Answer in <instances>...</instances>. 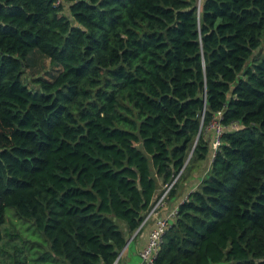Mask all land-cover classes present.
Instances as JSON below:
<instances>
[{
    "label": "trees",
    "instance_id": "16d2710c",
    "mask_svg": "<svg viewBox=\"0 0 264 264\" xmlns=\"http://www.w3.org/2000/svg\"><path fill=\"white\" fill-rule=\"evenodd\" d=\"M199 2L0 0V264H119L209 154L154 264H264V0Z\"/></svg>",
    "mask_w": 264,
    "mask_h": 264
},
{
    "label": "rangeland",
    "instance_id": "374dc122",
    "mask_svg": "<svg viewBox=\"0 0 264 264\" xmlns=\"http://www.w3.org/2000/svg\"><path fill=\"white\" fill-rule=\"evenodd\" d=\"M216 123V122H215ZM214 123V126H210L209 129L207 130V135L210 137H213L212 139H215L218 135V133H220V130L217 128L216 124ZM216 140V139H215ZM214 140V142H215ZM213 142V140H211L210 138V142ZM214 142L212 143V146L215 145ZM211 155L209 154V157L207 159H203V160H199L197 161V163L195 164V166L187 173V175L185 176V178L183 179L182 184L185 183V181L187 180V178L189 177L190 179H192V177H196L194 174L195 173H199V176L201 177L202 174H204L210 167V161H211ZM188 176V177H187ZM182 179V178H181ZM188 181V180H187ZM182 185H180L181 187ZM185 189V187H182ZM181 196V197H180ZM172 197H167V195H164V197L162 198V201L159 202V204L155 205L152 207V209L150 210V212L146 215L145 219L146 222L144 223V225L142 226V228L147 224L151 227V230L149 232L148 235V240L145 244L142 245L141 250H140V255L142 256L143 252L146 250V248L148 247V244L151 240L152 237V232L157 229L159 227V217H163L164 220L166 221V218L168 217V215L173 212L174 210H177L178 205H174L177 199H182L183 196L181 194H179L177 197L171 199ZM186 198V197H185ZM171 199V201H170ZM169 210V211H168ZM8 213H11V209L8 210ZM172 218V216L168 217V221ZM23 221L20 220L19 218H16L14 216H12V214H10V216L8 217V224L12 229L17 228V226H22ZM15 231V230H13ZM19 231H21V229H19ZM24 231V230H23ZM22 232V231H21ZM24 237H33L34 239L38 240L39 242H42V240L44 239L43 236L36 234V233H32L31 231H26ZM131 248V245H130ZM31 250H34L32 252V254L29 255L30 259L28 261L27 264H54L51 262H45L40 258V254H41V247H37V248H32ZM126 250L121 252V257L125 254ZM13 260H15V257L13 256ZM20 260H23L22 258ZM138 260L139 257L138 255L134 254L132 256V260L130 261V264H138ZM6 262V261H5ZM18 263V262H16ZM18 264H23V263H18ZM56 264H62V260H58L56 262ZM210 264H217V263H210Z\"/></svg>",
    "mask_w": 264,
    "mask_h": 264
},
{
    "label": "crops",
    "instance_id": "0c3cea01",
    "mask_svg": "<svg viewBox=\"0 0 264 264\" xmlns=\"http://www.w3.org/2000/svg\"><path fill=\"white\" fill-rule=\"evenodd\" d=\"M196 177H193L189 181H186L182 187V190L178 191L175 196H173L171 199L177 197L179 194L183 196L182 199H177L174 205H177L179 202H181L187 195L188 193L193 190L195 187H197L198 183L200 182V176L199 173L194 174ZM181 197V196H180ZM170 199V201H171ZM169 211V210H168ZM151 230V227L149 225H145L139 234H133L128 237L130 240L128 246L125 248L126 252L125 254L121 257L119 264H130V261L132 260V256L134 254L138 255L139 260L138 263L141 260V255H140V250L143 244H145L148 240V235ZM131 245V248H130Z\"/></svg>",
    "mask_w": 264,
    "mask_h": 264
},
{
    "label": "built area",
    "instance_id": "2783aa9c",
    "mask_svg": "<svg viewBox=\"0 0 264 264\" xmlns=\"http://www.w3.org/2000/svg\"><path fill=\"white\" fill-rule=\"evenodd\" d=\"M217 128L220 130V133H218L217 137L213 140L214 144L212 147L213 149H215L217 147V145L219 144L220 142V134L222 132V129L224 126H221L219 123H215ZM212 142V143H213ZM171 188V184L168 186L167 190L165 191V193L162 195V197L159 199V201L155 204H159L160 201H162V198L164 197V195H168V191L169 189ZM154 205V206H155ZM153 211V209H152ZM151 211V212H152ZM150 212V213H151ZM176 212V210H174L173 212H171L169 216H173L174 213ZM168 217L166 218V221L164 220L163 217H159V227L157 229H155L153 232H152V237H151V240L148 244V247L146 248V250L143 252L142 254V259H141V262L139 264H154V257H155V254L157 253V250L159 248V245H160V242H161V239H162V235L168 225ZM146 222V220L143 221V224Z\"/></svg>",
    "mask_w": 264,
    "mask_h": 264
},
{
    "label": "water",
    "instance_id": "95a60500",
    "mask_svg": "<svg viewBox=\"0 0 264 264\" xmlns=\"http://www.w3.org/2000/svg\"><path fill=\"white\" fill-rule=\"evenodd\" d=\"M199 4H201V0H200ZM198 137H199V134H198V136H197V139H198ZM191 154H192V151H191V153H190V155H189L187 161L189 160ZM187 161H186V163H187ZM138 230H139V228L135 231L134 234H136V233L138 232ZM129 242H130V240L128 239V240H127V243H126V245H125V247L123 248V250L128 246ZM123 250H122V251H123ZM120 254H121V252H120ZM120 254H119V255H120ZM118 257H119V256H118ZM116 261H117V259H116ZM116 261H115V262H116Z\"/></svg>",
    "mask_w": 264,
    "mask_h": 264
},
{
    "label": "clouds",
    "instance_id": "9594fccd",
    "mask_svg": "<svg viewBox=\"0 0 264 264\" xmlns=\"http://www.w3.org/2000/svg\"><path fill=\"white\" fill-rule=\"evenodd\" d=\"M149 212H150V211H149ZM149 212H148V213H149ZM143 221H144V220H143ZM143 225H144V224H143V222H142V224H141L140 227H142ZM124 250H125V249H124ZM124 250H123V251H124ZM121 252H122V250H121ZM119 257H121V254L119 255ZM116 262H117V261H116Z\"/></svg>",
    "mask_w": 264,
    "mask_h": 264
}]
</instances>
